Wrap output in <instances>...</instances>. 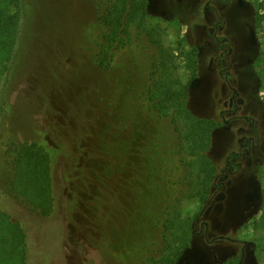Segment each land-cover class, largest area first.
<instances>
[{
	"label": "rangeland",
	"instance_id": "rangeland-1",
	"mask_svg": "<svg viewBox=\"0 0 264 264\" xmlns=\"http://www.w3.org/2000/svg\"><path fill=\"white\" fill-rule=\"evenodd\" d=\"M243 1L238 7L237 0H201L199 6L185 0L191 10L162 15L143 0V29H133L129 44L101 69L96 55L106 29L95 18L97 0H25L14 60L8 69L0 66V210L27 234L26 264H150L167 251L165 229L171 241L170 234L187 226L177 264L195 263V250L205 253L201 264L237 263L244 240L252 250L243 264H264V0ZM152 27L187 85L188 110L213 123L208 165L186 168L171 115L160 117L147 106L143 91L157 52L146 34ZM214 33L232 48L223 58ZM188 56L195 72L186 67ZM219 71L230 72L244 100L240 117L227 127L221 113L230 119L224 102L231 89L222 87ZM244 115L255 120L253 128ZM249 136L259 142L255 166L243 155L230 181L255 174L260 199L248 206L243 190L237 196L228 188L225 201L211 203L225 158L238 154ZM11 141L38 142L54 156L51 215L41 216L11 192L5 153ZM61 143L70 150L66 160L55 155ZM171 217L178 220L174 226Z\"/></svg>",
	"mask_w": 264,
	"mask_h": 264
},
{
	"label": "trees",
	"instance_id": "trees-1",
	"mask_svg": "<svg viewBox=\"0 0 264 264\" xmlns=\"http://www.w3.org/2000/svg\"><path fill=\"white\" fill-rule=\"evenodd\" d=\"M24 14L25 0H0V66L6 69L13 62L16 54ZM95 16L96 21L106 29L96 61L101 69H108L115 52L129 44L132 30L143 29L146 16L144 2L143 0H97ZM159 31L158 27L146 30L149 40L157 48L150 65L149 81L143 91L147 106L160 117L171 115L174 128L180 137L179 151L183 154L182 160L186 168L193 169L208 165L210 161L207 152L213 123L195 117L188 110L187 85L178 77V66L172 54L161 44ZM185 64L188 69L195 72L196 62L191 56L186 58ZM138 133L141 134L140 131ZM48 150L35 141H11L5 144V153L13 170L11 192L21 197L33 210L44 217L51 215L56 205L52 180L54 156L49 154L50 150ZM54 151L55 155L60 153L65 160L70 156L66 143L59 144V149ZM146 160L150 164L149 169L152 173L149 155ZM151 193L150 187L148 197ZM169 221L171 226H174L178 220L176 217H171ZM260 226L264 229V218ZM188 227L184 230L181 227L180 233L176 231L177 233L170 234L171 241L166 234L168 229H165L164 246L167 251L160 257L153 258L150 264H177V258L188 244ZM26 239L27 234L20 222L0 210V264H26ZM226 264L237 263L229 261Z\"/></svg>",
	"mask_w": 264,
	"mask_h": 264
},
{
	"label": "flooded vegetation",
	"instance_id": "flooded-vegetation-1",
	"mask_svg": "<svg viewBox=\"0 0 264 264\" xmlns=\"http://www.w3.org/2000/svg\"><path fill=\"white\" fill-rule=\"evenodd\" d=\"M191 2V0H186V2ZM199 1L201 0H193V4H198V6L201 4V2L199 3ZM185 0H178L175 2V0H151V8H152V13H159L161 11L162 15H166L168 11L170 10H178V11H185V7H189L188 9H192L191 4H186ZM185 3V4H183ZM146 4L148 5V0H146ZM183 4V6L181 5ZM244 1L243 0H237V5L238 7H242L244 5ZM191 6V7H190ZM207 6H208V2L205 1L204 5H203V13H206L207 10ZM183 8V9H182ZM190 9V10H191ZM225 21L227 22V17L225 19ZM221 24H224V21H221ZM229 24V21H228ZM215 29L218 30L217 26H215ZM248 32H249V38H250V42L252 45L255 44V32L253 30V28L250 26L248 28ZM251 34H253V37L251 36ZM213 40L215 42L218 41V37L216 35V33L213 34L212 36ZM220 45L218 46V48L216 47L215 49L219 50V56L220 57H224L226 52H231L232 48L227 49L224 48V44L227 42V38H221L219 41ZM208 44L210 43L209 41L207 42ZM220 58V59H222ZM251 61V59L248 57L246 58V62L249 63ZM220 75H222L223 79H224V83L222 84V87L225 88L226 86H228V88L231 89V95L229 97V99L224 102L225 105L228 106L227 109V113H229V115L231 116L230 119H225L223 111L221 113V117L224 121V127H227L233 120L238 119L240 116H237L236 113L242 108V105L244 103V100L239 96V91L236 87H233L231 84V81L229 80V71H219ZM245 120H249V126L251 128H253L256 124L255 120H253V118L251 117H247L246 115L242 116ZM244 138V136H243ZM257 137L255 136H249L246 138V143H240L242 147V150L239 151L238 154H234V155H228L225 158L224 161V165H223V173H221L218 177H216L215 179L217 181L214 182L215 187H213L214 189V193H213V198L211 199V203L218 198L221 202L226 200L227 195L225 193H223L226 189H232V192L235 193V195L238 196L239 192L241 190H243V194L248 198V203L247 205L250 206L252 204H254L255 202H257L260 197V187L259 184L256 181L255 178V174H250V175H240L239 176V181H234L231 182L230 178L234 177L241 169L243 166V155L248 159V166L252 167L254 164L253 160H252V156H254L256 154V151L259 149V142L256 139ZM255 166V165H254ZM254 171L256 172V168H254ZM223 207L221 206V209ZM211 210V207L208 208L209 212ZM208 223L202 221L200 224V228L203 230V232L205 233V235L207 236L208 234ZM220 239H224L223 236H219ZM235 241V240H232ZM251 242L250 241H246L244 240L242 242V248L240 250V258L238 259L237 264H243V262L247 259V251H251ZM215 258V255H214ZM222 262V261H221ZM192 264H197L192 263Z\"/></svg>",
	"mask_w": 264,
	"mask_h": 264
},
{
	"label": "water",
	"instance_id": "water-1",
	"mask_svg": "<svg viewBox=\"0 0 264 264\" xmlns=\"http://www.w3.org/2000/svg\"><path fill=\"white\" fill-rule=\"evenodd\" d=\"M148 4H149V7H151V0H148ZM251 36L253 37V34H251ZM191 252L194 253V255H195L193 260L197 264H201L203 258L205 257V253L201 252L200 250H195V251H191ZM185 254H187V253H185Z\"/></svg>",
	"mask_w": 264,
	"mask_h": 264
}]
</instances>
